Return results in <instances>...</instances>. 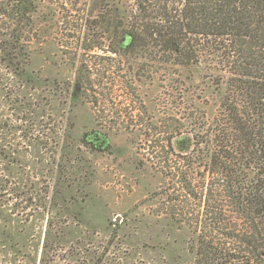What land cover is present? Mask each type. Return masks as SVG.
I'll return each instance as SVG.
<instances>
[{
  "label": "rangeland",
  "instance_id": "rangeland-1",
  "mask_svg": "<svg viewBox=\"0 0 264 264\" xmlns=\"http://www.w3.org/2000/svg\"><path fill=\"white\" fill-rule=\"evenodd\" d=\"M91 1L38 0L26 73L0 69V264H188L190 232L162 211L173 185L152 128L193 105L212 115L217 93L203 70L135 76L144 60L127 63L106 38L84 50ZM82 69L90 80L74 94ZM94 130L107 150L83 141ZM33 180L50 186L52 214L22 201Z\"/></svg>",
  "mask_w": 264,
  "mask_h": 264
},
{
  "label": "trees",
  "instance_id": "trees-1",
  "mask_svg": "<svg viewBox=\"0 0 264 264\" xmlns=\"http://www.w3.org/2000/svg\"><path fill=\"white\" fill-rule=\"evenodd\" d=\"M38 11V0H0L5 76L26 73ZM89 12L91 43L84 50L94 51L106 38L108 51L127 63L144 60L135 63L137 70L131 64L135 76L203 70L217 93L212 115L193 105L152 128L150 146L164 152L161 171L173 185L162 211L190 232L194 259L188 264H264V0H132L124 9L116 0H92ZM86 74L82 69L74 94L90 80ZM83 141L110 147L98 130ZM37 181L22 201L49 212L51 188ZM7 186L0 184V193Z\"/></svg>",
  "mask_w": 264,
  "mask_h": 264
},
{
  "label": "water",
  "instance_id": "water-1",
  "mask_svg": "<svg viewBox=\"0 0 264 264\" xmlns=\"http://www.w3.org/2000/svg\"><path fill=\"white\" fill-rule=\"evenodd\" d=\"M79 89H80V85L77 84V85H76V90H79Z\"/></svg>",
  "mask_w": 264,
  "mask_h": 264
}]
</instances>
